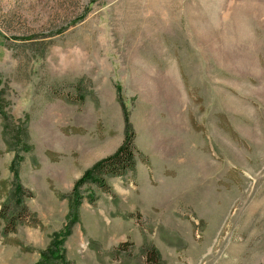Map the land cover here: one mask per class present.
<instances>
[{"label":"rangeland","instance_id":"374dc122","mask_svg":"<svg viewBox=\"0 0 264 264\" xmlns=\"http://www.w3.org/2000/svg\"><path fill=\"white\" fill-rule=\"evenodd\" d=\"M65 230L70 264H264V0H0V264Z\"/></svg>","mask_w":264,"mask_h":264},{"label":"trees","instance_id":"16d2710c","mask_svg":"<svg viewBox=\"0 0 264 264\" xmlns=\"http://www.w3.org/2000/svg\"><path fill=\"white\" fill-rule=\"evenodd\" d=\"M134 142L135 135L132 131H129L118 151L113 156L103 160L88 171L84 177L76 183L74 192H77L85 183H92L103 190H109L108 179L122 177L130 172H134L137 165V151ZM14 174L17 179V171H14ZM23 194V188L16 184L14 186V197L16 198L17 207H22L20 205L22 204ZM76 199L80 203V198L78 196H76ZM90 201H93V199H90ZM3 218L12 226L13 221L18 218V215L12 213L11 217L4 215ZM70 235L71 231L65 230L56 236L48 250L42 254L39 264H70L62 248L63 243Z\"/></svg>","mask_w":264,"mask_h":264}]
</instances>
